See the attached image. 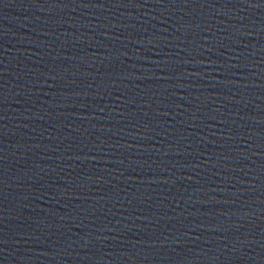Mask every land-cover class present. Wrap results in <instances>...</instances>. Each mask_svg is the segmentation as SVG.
<instances>
[{
    "label": "water",
    "instance_id": "1",
    "mask_svg": "<svg viewBox=\"0 0 264 264\" xmlns=\"http://www.w3.org/2000/svg\"><path fill=\"white\" fill-rule=\"evenodd\" d=\"M0 264H264V0H0Z\"/></svg>",
    "mask_w": 264,
    "mask_h": 264
}]
</instances>
